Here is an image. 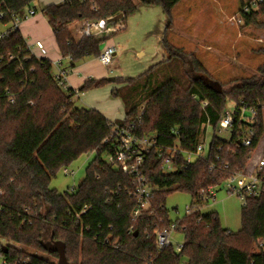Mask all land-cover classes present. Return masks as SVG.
Instances as JSON below:
<instances>
[{
  "label": "trees",
  "instance_id": "trees-1",
  "mask_svg": "<svg viewBox=\"0 0 264 264\" xmlns=\"http://www.w3.org/2000/svg\"><path fill=\"white\" fill-rule=\"evenodd\" d=\"M35 0H0V24H11L0 39V238L8 243V264H264V251L255 244L264 238V192L247 194L241 228L223 227L216 212L202 207L214 189L243 172L264 135V63L256 73L218 92L204 65L193 54L173 47L165 38L169 58L135 78L89 79L80 92L114 83L111 95L120 98L125 119L111 121L94 108H80L76 91L63 90L54 79L53 61L37 57L14 17L25 19ZM161 6L172 16L182 0H138ZM246 24L258 11H244ZM264 11V1L257 8ZM138 9L134 0H64L41 9L70 67L98 57L101 45L125 30L127 17ZM35 10V9H34ZM37 10H35L36 14ZM122 14V18H113ZM106 20L112 31L102 37L72 34L84 20ZM228 101L238 109L256 111L255 120L234 116L229 139L219 135ZM132 125L138 137L154 135L157 144L146 154L143 174L153 187L150 206L138 217L132 176L110 163L118 145L116 125ZM211 128L207 153L187 161L180 147L196 149ZM250 130L253 135H250ZM251 138L250 145L243 139ZM95 153L85 178L74 191L51 187L57 173L83 154ZM170 158L174 170L166 171ZM176 191L189 193L193 203L182 219L171 221L166 199ZM88 207L85 211L84 208ZM176 225L183 233L175 245L157 247V234ZM12 243V244H11Z\"/></svg>",
  "mask_w": 264,
  "mask_h": 264
},
{
  "label": "rangeland",
  "instance_id": "rangeland-1",
  "mask_svg": "<svg viewBox=\"0 0 264 264\" xmlns=\"http://www.w3.org/2000/svg\"><path fill=\"white\" fill-rule=\"evenodd\" d=\"M134 1L138 9L127 17L126 29L106 40V45L116 46L118 49L112 63L104 66L97 57H90L76 65L80 67L89 63V69L103 75L95 79L140 76L152 65L171 56V52L165 50V38L173 47L193 53L204 65L207 76L212 81L219 82L223 89L231 87L243 77L255 74L257 68L264 63V11L256 8L258 12L254 21L246 24L241 16V7L242 3L248 0H182L173 8L170 19L161 6L144 5L138 0ZM41 2L42 0L34 1L32 6L37 7V12L21 20L20 31L30 45L37 40L42 41L49 50L50 60H54L53 57L60 56V50L51 26L40 10ZM10 26L11 24H0V33ZM76 26L78 25L72 27V30H75ZM109 84L111 83L100 87L95 102L97 100L99 104L105 105L112 99V102L117 101L120 104V109L125 113L122 101L110 96ZM84 92V95L95 93L92 90ZM76 101L77 106H84L78 99ZM234 107V102L228 101L227 109L232 111ZM219 135L229 139L231 133L223 131ZM204 136L202 142L206 147V154L213 136L212 129L208 128ZM260 142L258 150L262 151L264 135ZM255 151L257 149L252 156ZM94 158L95 153L83 154L68 166V173H65L63 168L52 178L51 187L60 193L77 189L85 178L87 166ZM195 158L196 156H193V160ZM106 159L109 160V157ZM192 203L193 198L187 192L176 191L169 194L166 199L169 219L177 221L185 217ZM243 204L240 196L228 191L225 182L213 190L204 203L202 212L218 213L223 227L237 232L241 228ZM172 240L175 245L183 243V233L174 232ZM0 242L8 243L3 238H0ZM2 263L3 258L0 256V264Z\"/></svg>",
  "mask_w": 264,
  "mask_h": 264
},
{
  "label": "built area",
  "instance_id": "built-area-1",
  "mask_svg": "<svg viewBox=\"0 0 264 264\" xmlns=\"http://www.w3.org/2000/svg\"><path fill=\"white\" fill-rule=\"evenodd\" d=\"M264 0L253 1L251 3H246L244 6V11L249 13L252 9L257 8V4L263 2ZM35 14V10L29 9L25 18H28L31 15ZM4 12L0 11V19L3 18ZM21 17H14L12 21V27L18 28L19 23L21 22ZM241 22V20H239ZM80 34L81 36H95L102 37L105 34L112 31L111 27H107L106 20L102 19L99 21H81L80 24ZM8 30L0 33V39L7 34ZM29 45V44H28ZM31 52L33 53L32 48H36L40 55L43 56L47 53L45 44L37 40L34 44L29 45ZM118 49L116 46L104 45L100 54L98 55V60L105 66H108L112 63L114 57L117 55ZM34 54V53H33ZM36 55V54H35ZM39 57L38 55H36ZM67 59L71 60V57ZM56 71H53V76L58 86L63 90H68L67 76L69 70L62 67L60 61L53 62ZM256 111L254 109H246V106H241L240 108L234 107L231 111L226 110L219 126V133L223 131L230 132V129L233 124L234 116L239 115L244 119L254 121L256 117ZM132 125L125 126L118 124L114 128V134L117 136L118 145L114 153L109 157V162L118 166L124 172L129 173L132 176L134 188V196L137 201V205L133 210V216L138 217L142 211L146 210L150 206V198L152 196L153 187L147 181L145 175L143 174V167L145 163L146 154L150 151L151 148L155 147L157 140L154 135L146 137H138L132 130ZM250 135H253V132L250 130ZM205 141V138H204ZM244 145L251 144V138L248 136L243 139ZM205 146L202 142L197 145L196 149L185 151L180 147L175 146L172 148V153H178L179 151L183 152L186 156L187 161H193V156L201 157L204 156ZM208 149V147H207ZM251 164V165H250ZM175 166L173 165L170 158H167L164 163L165 170H174ZM65 173H68V167L64 169ZM228 191L235 193L240 196L242 199L247 194H256L259 195L264 192V155L254 159L252 156L248 162L246 169L241 172L231 176L227 180ZM74 191V190H71ZM88 207L84 208V211ZM189 212V209L187 210ZM176 231V225L173 224L170 228L164 229L163 231L158 232L157 234V247L159 250L175 245L172 240V234ZM3 244L0 242V256L3 258L2 264H8L3 257ZM176 250L180 251L183 247V243L175 245ZM256 251H264V238L258 240L255 244Z\"/></svg>",
  "mask_w": 264,
  "mask_h": 264
},
{
  "label": "crops",
  "instance_id": "crops-1",
  "mask_svg": "<svg viewBox=\"0 0 264 264\" xmlns=\"http://www.w3.org/2000/svg\"><path fill=\"white\" fill-rule=\"evenodd\" d=\"M63 1L64 0H46V2H45V0L44 1L42 0V2L40 4L41 5L40 10L43 7H45V6L49 5V4H58V3H62ZM32 8L37 10L36 6H32ZM20 23H19L18 28L21 30ZM80 24H81V22H77L76 24H74L72 26V27H74L75 25H78V26H76L75 30H72V27H71L72 34L77 39H79L81 37L80 31H79L80 30L79 29L80 28ZM105 45H106V43H105ZM32 49H33L32 50L33 53L38 55L39 57H46L48 59H51V57L49 56V50L47 48H46L47 49V53L45 55H43V56L40 55L39 51L36 48H32ZM53 59H54V60H52L53 62L60 61L61 64H62V67L69 70L68 76H67V84H68V87H70V88H72V89H74L76 91V94L73 97L76 106H77L76 99H78V101L81 103V105H84V106H82L80 108L85 107V108L97 109L101 113H103L111 121H121V120L125 119V113L120 109V104L117 101L112 102V99H109L107 101V104H105V105L99 104L97 100L95 102L94 99L97 97V92H98V90L101 89L100 87L90 89V90H92V92L93 91L95 92L94 94L91 93L92 95H84L85 92H80L79 91V88L81 87V85L84 82H86L87 80L95 79V78L103 76L102 74H97V72H95V70L89 69V67H88L89 63H85L84 65L82 64V66L80 65V67L79 66L70 67V60L67 59V58H63L61 53H60L59 57L55 56V57H53ZM84 70H87V71L85 72ZM54 71H56L55 67H54ZM108 86L110 88V96L112 98H115V97H113L111 95L112 88L115 86V84L111 83ZM106 96H107V93H106ZM115 99H120V98H115ZM123 106H124V104H123ZM204 138H205V136H204ZM260 144H261V142H260ZM259 145L256 148L257 151H255V153L253 155L255 160L257 159V157H259L261 155H264V149L262 151L258 150Z\"/></svg>",
  "mask_w": 264,
  "mask_h": 264
},
{
  "label": "water",
  "instance_id": "water-1",
  "mask_svg": "<svg viewBox=\"0 0 264 264\" xmlns=\"http://www.w3.org/2000/svg\"><path fill=\"white\" fill-rule=\"evenodd\" d=\"M122 18V14L117 15L116 17L113 18L114 21L119 20ZM104 47V44L101 45V48ZM170 57V56H169ZM201 78L205 79L206 83L210 84L213 88H215L218 92L222 91V85L219 82L212 81L209 79H206L204 76H201ZM115 78H110V81H114ZM3 251L6 252L7 248L3 246Z\"/></svg>",
  "mask_w": 264,
  "mask_h": 264
}]
</instances>
